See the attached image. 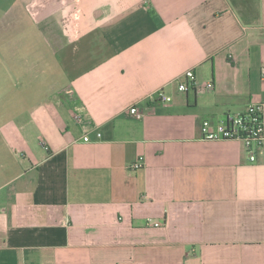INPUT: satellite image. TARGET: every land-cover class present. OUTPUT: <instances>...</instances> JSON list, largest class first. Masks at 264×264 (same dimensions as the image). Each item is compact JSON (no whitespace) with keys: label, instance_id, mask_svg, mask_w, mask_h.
Wrapping results in <instances>:
<instances>
[{"label":"crops","instance_id":"1","mask_svg":"<svg viewBox=\"0 0 264 264\" xmlns=\"http://www.w3.org/2000/svg\"><path fill=\"white\" fill-rule=\"evenodd\" d=\"M27 7L56 76L0 130V264H264V149L200 132L264 103V0Z\"/></svg>","mask_w":264,"mask_h":264},{"label":"rangeland","instance_id":"2","mask_svg":"<svg viewBox=\"0 0 264 264\" xmlns=\"http://www.w3.org/2000/svg\"><path fill=\"white\" fill-rule=\"evenodd\" d=\"M30 2L0 0V130L4 123L27 112L32 86L44 89L48 79L56 76L54 60L30 59L34 51L43 50L47 38L51 43L59 41L52 37V28L29 27L27 5ZM45 71L50 77L41 75Z\"/></svg>","mask_w":264,"mask_h":264},{"label":"built area","instance_id":"3","mask_svg":"<svg viewBox=\"0 0 264 264\" xmlns=\"http://www.w3.org/2000/svg\"><path fill=\"white\" fill-rule=\"evenodd\" d=\"M261 76L262 79H264V67L261 69ZM212 88V83L205 84L203 88L198 87L192 70H188L182 75L177 86L178 91L182 93H186L189 90L203 91L211 90ZM155 95L157 99L165 103L171 101V97L166 96L162 90L157 91ZM127 112L135 118H140L142 116V112L134 106L129 108ZM73 116L77 122L81 123L82 115L77 113ZM200 132L202 138L207 141H240L244 146L248 160L254 162L258 151L264 149V103L251 105L245 111L228 115L224 121H219L215 124L204 120L200 125ZM97 136L99 137L100 135L97 134ZM82 139L84 142L89 141L87 135H84ZM44 148L47 149L46 146H44ZM142 165L143 157H139L138 160L131 165V168L137 170L140 169ZM146 222L150 227L158 228L161 226V223L151 219H148Z\"/></svg>","mask_w":264,"mask_h":264}]
</instances>
